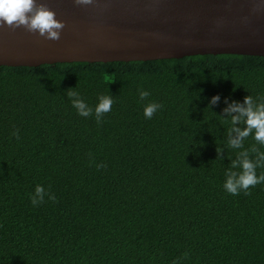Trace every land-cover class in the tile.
<instances>
[{"label":"trees","instance_id":"obj_1","mask_svg":"<svg viewBox=\"0 0 264 264\" xmlns=\"http://www.w3.org/2000/svg\"><path fill=\"white\" fill-rule=\"evenodd\" d=\"M67 91L111 110L79 116ZM246 95L264 100V56L1 65L0 264H264V182L222 187L225 98ZM37 184L55 199L33 206Z\"/></svg>","mask_w":264,"mask_h":264},{"label":"water","instance_id":"obj_2","mask_svg":"<svg viewBox=\"0 0 264 264\" xmlns=\"http://www.w3.org/2000/svg\"><path fill=\"white\" fill-rule=\"evenodd\" d=\"M64 22L57 40L0 22V66L264 56L261 0H37ZM261 5L259 10L253 8Z\"/></svg>","mask_w":264,"mask_h":264},{"label":"clouds","instance_id":"obj_3","mask_svg":"<svg viewBox=\"0 0 264 264\" xmlns=\"http://www.w3.org/2000/svg\"><path fill=\"white\" fill-rule=\"evenodd\" d=\"M74 4L87 6L94 4L95 0H73ZM264 4V0H261ZM261 5L253 8L252 11L259 10ZM0 22L12 28L23 27L28 32H35L45 39L57 40L60 30L64 27V22L55 18V13L45 4L37 3V0H0ZM71 89V88H70ZM138 96L143 100L149 95L146 90L138 89ZM70 104L76 110L77 115L88 117L93 112L99 122L101 116L111 110L113 100L109 95H98L94 109L88 106L80 95L74 91H67ZM220 99L214 95L209 100V106L216 104ZM223 109L226 117H229V128L227 131V146L233 149H241L236 154V158L231 160L230 168L224 172L223 189L232 195L239 191H247L250 186H255L264 182V173L257 175L256 169L264 166V152H261L255 145L249 149H243V140L252 135V139L260 146L264 147V100L254 102L250 95H246L242 102H227ZM162 106L156 102L147 103L143 107V115L150 119L154 112ZM242 125V126H241ZM13 136L17 133L14 131ZM254 155L250 158L249 153ZM220 151H217V158H220ZM102 164H97L99 169ZM47 195L49 200H54L55 196L51 192H46L44 187L37 184L34 192L29 196L33 206L44 202Z\"/></svg>","mask_w":264,"mask_h":264}]
</instances>
